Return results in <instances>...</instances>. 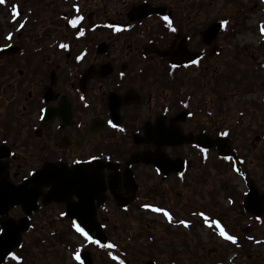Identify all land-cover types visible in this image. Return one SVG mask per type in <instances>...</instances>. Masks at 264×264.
Listing matches in <instances>:
<instances>
[{
  "label": "flooded vegetation",
  "instance_id": "1",
  "mask_svg": "<svg viewBox=\"0 0 264 264\" xmlns=\"http://www.w3.org/2000/svg\"><path fill=\"white\" fill-rule=\"evenodd\" d=\"M2 7L0 200L26 197L28 209L38 201L31 214L22 205L7 210L29 226L12 250L18 259L2 264H51L68 252L114 264L121 213L143 217L146 245L164 251L149 259L157 264H194L198 251L178 234L221 240L213 221L236 241L224 240L227 251L213 247L221 259L264 264V252H252L264 250V0ZM86 199L113 248L75 231L68 207L79 202L87 212Z\"/></svg>",
  "mask_w": 264,
  "mask_h": 264
},
{
  "label": "rangeland",
  "instance_id": "2",
  "mask_svg": "<svg viewBox=\"0 0 264 264\" xmlns=\"http://www.w3.org/2000/svg\"><path fill=\"white\" fill-rule=\"evenodd\" d=\"M2 11L6 12V10L0 9V18ZM0 26H3V24L0 23ZM248 36L250 37V33H248ZM142 218V216L133 213H130L128 215L123 213L120 214L119 221L121 223V226L118 237L121 246L128 250L129 255H127V258L121 255V259L118 264H121V261H123L124 264H143L145 261L153 259V256L160 257V255H162V253L164 252L160 248L153 249L146 245V236L144 233L145 221L143 222ZM67 236L74 243L79 242L78 236L76 234H69ZM178 240L182 244L188 243V247H192L193 250L198 251L199 255L193 254L194 257L198 258V260H196L194 264H241L242 261L243 263L246 261L243 260L244 258L242 260L238 258L236 259L237 263H234L233 260H231L232 258L221 259L223 258V253H217V251H214L213 247L222 244V251H227L228 248H225L224 246L226 244L219 238L217 240L212 239L210 233L206 231H195L192 233L180 232L178 234ZM196 242L199 243L198 247L195 244ZM212 242H215V244H212ZM33 250H35L34 247ZM234 251L237 250L234 249ZM181 252L184 253L183 258L187 259V257L190 256L193 259L191 253H189L188 255V253L185 252V249H182ZM252 252L253 254L257 252L262 253L264 252V250L255 249L252 250ZM72 254L73 253L68 252L61 262H58L57 260L52 261L51 264H77L73 261ZM254 261L255 260L251 262L247 259V264H252Z\"/></svg>",
  "mask_w": 264,
  "mask_h": 264
},
{
  "label": "snow or ice",
  "instance_id": "3",
  "mask_svg": "<svg viewBox=\"0 0 264 264\" xmlns=\"http://www.w3.org/2000/svg\"><path fill=\"white\" fill-rule=\"evenodd\" d=\"M4 0H0V3H3ZM83 17H78L77 19H74V20H70L69 21V24L72 25L73 27H75L77 24H79L81 21H82ZM165 20H168V17H164ZM169 23L171 24V21H169ZM221 25L222 26H225L227 25V21H221ZM119 30V29H117ZM172 31H176L175 28H172ZM262 33H264V28L261 29ZM81 35H83V33L81 32L80 33ZM6 39L10 40L11 39V35L7 36ZM10 46V45H8ZM62 47H67L66 45H62ZM193 63H197V61H192ZM173 67H175V65H173ZM41 111H44V109H42ZM109 124L110 126H113L115 127V125H112V122L109 121ZM121 131H123V129H121ZM221 135H227V133H221ZM201 152H207V149L206 148H201L200 149ZM226 159H230L228 157H225ZM93 160L97 159V157H93L92 158ZM76 163H80V161H76ZM157 171H159V169H157ZM29 175H35V173H29ZM231 202V201H230ZM147 207V206H146ZM153 211H156V212H160V211H163L162 209H159V208H153L152 209ZM163 215L165 217L168 218L169 221H171L172 217L170 216V214L167 212V211H163ZM201 216H204L203 213H200ZM204 219L207 221L208 220V217L204 216ZM73 226L75 227V231L77 233L80 234L81 237H83L84 241H86L87 243H90L92 245H97L99 247H102V248H113L114 245L111 244V243H107V244H104V243H101V240L99 238H94L92 235H90V232H91V229L88 228L87 225H84L83 227L81 226V224L77 223L75 220H73ZM182 224H184L185 227H187V223H185L184 221H181ZM213 224L216 225V227L220 228V235L222 237H224L225 239L227 240H230L232 241L233 243H235V238L232 237V236H229L225 233L224 229L220 227L219 223L216 222V221H213L212 222ZM0 247H2L3 245V242H4V236L7 235V229L6 227L5 228H0ZM8 255L11 257L12 260H17L18 257L16 256L15 253L13 252H9ZM3 257L0 256V259H2ZM77 261L80 262V264H83V261L81 260V257L79 255V252H77L76 256L74 257ZM113 259H116V257H113ZM121 264H124L123 261H121Z\"/></svg>",
  "mask_w": 264,
  "mask_h": 264
},
{
  "label": "water",
  "instance_id": "4",
  "mask_svg": "<svg viewBox=\"0 0 264 264\" xmlns=\"http://www.w3.org/2000/svg\"><path fill=\"white\" fill-rule=\"evenodd\" d=\"M6 225H9L8 221L4 222ZM7 228V236L9 237L7 243L3 242L2 247H0V256H2L3 258L0 259V262L4 259V257L6 256V254L13 248L15 247L19 241H20V235L19 233L12 231ZM11 231L13 232V234L11 233ZM17 233V234H15ZM92 235L94 236H99L98 232L92 233ZM6 236V235H5ZM147 264H154L153 262H148Z\"/></svg>",
  "mask_w": 264,
  "mask_h": 264
}]
</instances>
